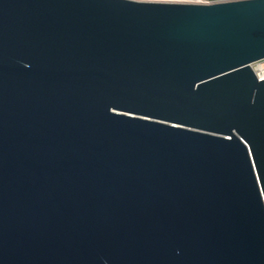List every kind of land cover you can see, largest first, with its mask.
I'll list each match as a JSON object with an SVG mask.
<instances>
[{
  "label": "water",
  "instance_id": "1",
  "mask_svg": "<svg viewBox=\"0 0 264 264\" xmlns=\"http://www.w3.org/2000/svg\"><path fill=\"white\" fill-rule=\"evenodd\" d=\"M0 264H264V0H0Z\"/></svg>",
  "mask_w": 264,
  "mask_h": 264
},
{
  "label": "built area",
  "instance_id": "2",
  "mask_svg": "<svg viewBox=\"0 0 264 264\" xmlns=\"http://www.w3.org/2000/svg\"><path fill=\"white\" fill-rule=\"evenodd\" d=\"M148 1L180 2V3H194V4H212V3L227 2V1H234V0H148Z\"/></svg>",
  "mask_w": 264,
  "mask_h": 264
}]
</instances>
